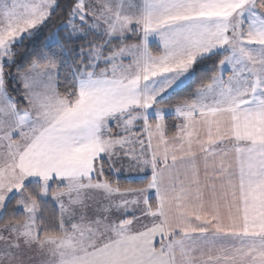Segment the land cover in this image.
I'll return each instance as SVG.
<instances>
[{
    "label": "snow or ice",
    "instance_id": "6c2138e0",
    "mask_svg": "<svg viewBox=\"0 0 264 264\" xmlns=\"http://www.w3.org/2000/svg\"><path fill=\"white\" fill-rule=\"evenodd\" d=\"M0 264H264V0H0Z\"/></svg>",
    "mask_w": 264,
    "mask_h": 264
},
{
    "label": "crops",
    "instance_id": "0c3cea01",
    "mask_svg": "<svg viewBox=\"0 0 264 264\" xmlns=\"http://www.w3.org/2000/svg\"><path fill=\"white\" fill-rule=\"evenodd\" d=\"M158 246V245H157Z\"/></svg>",
    "mask_w": 264,
    "mask_h": 264
}]
</instances>
